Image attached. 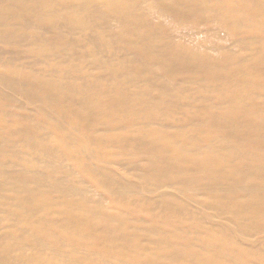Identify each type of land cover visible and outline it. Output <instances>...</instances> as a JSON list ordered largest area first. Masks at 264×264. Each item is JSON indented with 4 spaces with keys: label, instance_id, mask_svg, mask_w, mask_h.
<instances>
[{
    "label": "bare ground",
    "instance_id": "6f19581e",
    "mask_svg": "<svg viewBox=\"0 0 264 264\" xmlns=\"http://www.w3.org/2000/svg\"><path fill=\"white\" fill-rule=\"evenodd\" d=\"M0 264H264V0H0Z\"/></svg>",
    "mask_w": 264,
    "mask_h": 264
}]
</instances>
